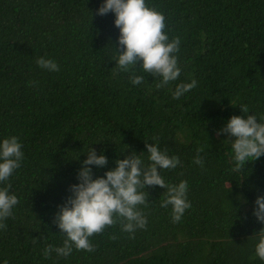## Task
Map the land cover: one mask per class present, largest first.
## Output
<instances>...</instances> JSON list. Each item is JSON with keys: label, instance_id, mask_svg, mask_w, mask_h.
<instances>
[{"label": "trees", "instance_id": "trees-1", "mask_svg": "<svg viewBox=\"0 0 264 264\" xmlns=\"http://www.w3.org/2000/svg\"><path fill=\"white\" fill-rule=\"evenodd\" d=\"M100 2L0 0V136L16 135L25 156L8 181L19 203L2 221L0 260L264 264L252 254L249 236L261 227L251 208L264 195V155L232 175L229 146L214 133L240 114V105L264 113V0H146L164 14L170 38L181 41L182 71L167 87H157L158 77L142 69L140 85L130 83L129 73L113 75L108 43L115 48L118 29L111 12L96 14ZM42 55L54 58L59 70L40 69L35 60ZM191 79L197 87L173 99L175 84ZM151 137L180 158L176 169L161 174L171 183L188 182L191 208L181 220L173 223L170 208L160 207L165 190L147 187L145 228L129 236L117 222L90 237L91 252L43 257L46 244L62 241L52 217L75 182L84 159L78 153L95 142L90 146L104 149L107 168L131 150H144ZM198 148L204 169L192 163ZM93 171L100 175L104 168Z\"/></svg>", "mask_w": 264, "mask_h": 264}, {"label": "clouds", "instance_id": "clouds-1", "mask_svg": "<svg viewBox=\"0 0 264 264\" xmlns=\"http://www.w3.org/2000/svg\"><path fill=\"white\" fill-rule=\"evenodd\" d=\"M95 12L101 16L111 12L112 24L118 29L115 48L108 43L115 54L113 75L129 73L130 83L140 85L145 76L138 74L137 70L142 69L143 73L158 77L157 87H167L170 82L178 80L182 71L178 58L181 41L178 36L170 38L165 31L162 12L150 7L146 0H101ZM35 63L47 72L59 70L56 60L48 56H39ZM197 83L196 79L176 83L171 97L180 99L197 87ZM238 107L240 114L230 115L214 129L217 136L223 137L219 143L229 146V172L232 175H239L246 163L264 155V113L250 112L247 105ZM93 143H88L86 150L78 153H83L84 159L79 161L75 182L67 185L68 194L53 212L52 222L62 234V241L60 244H46L41 249L45 258L52 253L57 257H68L73 250L91 252L94 244L90 237L117 222L120 230L129 236L137 229L145 228L147 216L144 208L149 202L147 187L159 186L165 190L159 204L162 208H170L173 223L180 221L185 210L191 208L187 180L171 183L161 174L162 170L176 169L181 164L180 158L161 149L156 137L144 141V150H131L122 155L126 147L120 152L122 158L113 159L112 166L107 168L104 166L109 160L104 149L91 147ZM201 151L196 150L192 163L204 169L205 159ZM78 155L69 159L75 160ZM24 158L21 141L16 135L0 136V227L19 203L18 196L9 191L8 181L21 167ZM94 168H104V171L94 175ZM227 184L229 190V180ZM251 215L261 225L258 231L249 235L252 254L264 261V195L255 197ZM0 264L8 262L0 260Z\"/></svg>", "mask_w": 264, "mask_h": 264}]
</instances>
